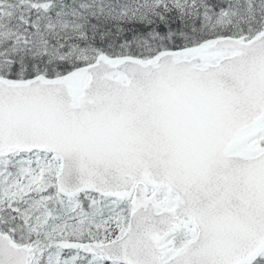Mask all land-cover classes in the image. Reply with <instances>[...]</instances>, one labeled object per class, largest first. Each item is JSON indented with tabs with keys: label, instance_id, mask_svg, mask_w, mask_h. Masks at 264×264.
Listing matches in <instances>:
<instances>
[{
	"label": "snow or ice",
	"instance_id": "6c2138e0",
	"mask_svg": "<svg viewBox=\"0 0 264 264\" xmlns=\"http://www.w3.org/2000/svg\"><path fill=\"white\" fill-rule=\"evenodd\" d=\"M0 264H264V0H0Z\"/></svg>",
	"mask_w": 264,
	"mask_h": 264
}]
</instances>
